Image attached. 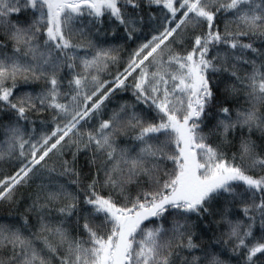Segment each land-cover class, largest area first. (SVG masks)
Segmentation results:
<instances>
[{
	"label": "snow or ice",
	"instance_id": "snow-or-ice-1",
	"mask_svg": "<svg viewBox=\"0 0 264 264\" xmlns=\"http://www.w3.org/2000/svg\"><path fill=\"white\" fill-rule=\"evenodd\" d=\"M0 264H264V0H0Z\"/></svg>",
	"mask_w": 264,
	"mask_h": 264
}]
</instances>
